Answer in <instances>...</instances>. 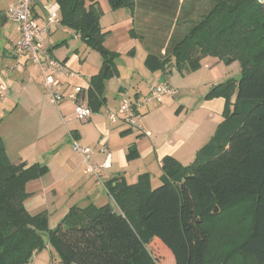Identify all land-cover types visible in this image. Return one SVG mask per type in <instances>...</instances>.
<instances>
[{
	"label": "trees",
	"instance_id": "16d2710c",
	"mask_svg": "<svg viewBox=\"0 0 264 264\" xmlns=\"http://www.w3.org/2000/svg\"><path fill=\"white\" fill-rule=\"evenodd\" d=\"M108 1L112 10L135 4ZM56 2L61 25L93 48L102 46L107 32L97 0ZM207 55L225 64L239 61V78L206 95L224 96L229 106L234 92L231 111L190 163L164 157L158 185L150 184L147 173L135 183L124 177L106 181L116 208L73 206L51 229L48 212L29 214L23 204L26 183L47 167L12 163L0 136V264L28 263L45 247L43 234L59 264H159L164 258L170 264H264V4L214 0L200 19L170 37L164 53L149 50L144 65L152 72L170 66L195 71ZM116 56L106 49V70L90 77L91 110L104 100ZM138 156L135 146L128 147L127 160Z\"/></svg>",
	"mask_w": 264,
	"mask_h": 264
},
{
	"label": "crops",
	"instance_id": "0c3cea01",
	"mask_svg": "<svg viewBox=\"0 0 264 264\" xmlns=\"http://www.w3.org/2000/svg\"><path fill=\"white\" fill-rule=\"evenodd\" d=\"M14 1L0 0V82L4 80L7 85L0 103V136L12 163H37L47 167L44 175L26 183L28 196L23 204L29 214L48 212L51 229L73 206L93 204L99 207L109 203L116 208L105 188L108 180L124 177L128 183H135L140 174L147 173L150 184L155 186L162 174L164 157L171 156L183 165L190 163L209 143L218 125L226 118V112L231 111L234 92L229 97V106L224 96L206 97L217 84L229 78H239L231 77L219 58L204 56L195 71H178L170 66L164 73L146 68L144 58L147 52L160 50L164 53L167 43L157 47L152 46V41L147 43L143 32L158 26L159 22L146 23L151 12L143 0H135L133 8L111 10L114 21L108 27L100 24L102 31L107 32L102 46L117 53L112 67L114 73L105 80L101 105L91 110L87 121L78 120L73 100L64 98L58 104L52 103L40 86L41 74L37 65L26 56L13 54L12 45L19 33L16 23L5 16V10ZM48 2L56 0L32 2L33 17L40 24L45 17L43 5ZM59 25L60 22L49 28L43 46L50 49L64 41L50 51L54 58L64 61L71 73L69 77H61L62 90L67 92L80 86L78 98L89 106L90 77L101 70L103 58L86 46L81 47L82 53L70 51L67 39L51 42L50 38L59 30ZM66 29L71 36L74 33L73 36L77 37L72 29ZM138 47L143 49L141 55H138ZM131 49L133 52L129 53ZM159 81H166L173 93L161 101L142 104L139 129L129 130L108 121V112L116 109L122 96H128L131 102L142 101L148 87ZM71 136L82 146L93 149L90 161L94 164L105 159L100 150L105 147L110 153L111 166L102 169L98 177L87 174L86 162L79 152L73 150ZM130 146L137 148L139 156L129 161L126 151ZM47 243L48 264H59ZM41 251L33 252L30 262L37 259Z\"/></svg>",
	"mask_w": 264,
	"mask_h": 264
},
{
	"label": "built area",
	"instance_id": "2783aa9c",
	"mask_svg": "<svg viewBox=\"0 0 264 264\" xmlns=\"http://www.w3.org/2000/svg\"><path fill=\"white\" fill-rule=\"evenodd\" d=\"M32 2L33 0H15L5 10V16L16 23L19 33L18 38L12 45V52L16 57H28L37 65L41 74L40 86L48 93L52 103L58 104L64 98L73 100L76 118L80 121H87L91 117L92 111L88 105L78 98L81 87L74 86L72 90L63 92L61 77H69L71 73L64 62L54 58L48 49L43 46L44 35L52 25H57L60 22L59 5L57 2L44 4L45 17L40 24L33 17ZM77 36L79 37V34ZM6 88V82L1 81L0 103ZM172 93L173 88L166 81H159L148 87L142 101L131 102L128 96H122L116 109L108 112L107 119L111 124L122 125L129 130L139 129V109L142 104L161 101L164 96ZM71 140L73 150L79 152L86 162L85 172L87 174L98 177L102 169L111 166L110 153L105 147L100 148L101 152L105 154V159L99 164H94L90 161L93 149L82 146L73 136H71Z\"/></svg>",
	"mask_w": 264,
	"mask_h": 264
},
{
	"label": "rangeland",
	"instance_id": "374dc122",
	"mask_svg": "<svg viewBox=\"0 0 264 264\" xmlns=\"http://www.w3.org/2000/svg\"><path fill=\"white\" fill-rule=\"evenodd\" d=\"M257 1L264 4V0ZM97 2H99L98 9L100 11V24L102 26L108 27L110 23L114 21V15L112 14V9L110 7L109 1L97 0ZM143 2L145 3V5L147 4L146 9L148 10V12H151V14L149 13V17L146 18V23L149 24V22H152L153 24H156V22H159L158 26L155 25L151 27V29L148 28L146 32H143V35L147 43H150L152 41L154 42V45L152 44V46L157 47L159 45L163 46L168 43L171 36L182 34V32L186 29L188 25L200 19V17L208 9L211 8L214 0H143ZM158 2L161 3L158 4ZM88 4L89 2H87V5ZM173 24L174 26L172 27ZM66 28L67 27H64L60 24L59 30L54 34L52 38H50V41L53 42L62 39H67L69 41L70 51L74 52L78 50L80 53H82L81 47L86 46L89 48V50H92L97 55L102 57V53L97 50V47L93 48L87 41L83 40L80 36L74 37V33L71 36ZM73 32L75 31L73 30ZM56 47L57 46L52 48ZM137 52L138 55H141V52H143L142 47H138ZM122 56L124 57L125 55ZM117 60L118 59L116 58V61ZM119 61H121V59ZM230 64L224 65L227 68L226 70L231 73V77H239L241 69L239 61L236 60L233 61L231 65ZM109 88H113V86L109 85ZM158 183L159 181L154 185H158ZM42 238L44 242L47 243V235L43 234ZM49 248L51 252H54L50 246ZM148 248L149 250L153 251L150 246H148ZM41 250L42 251L40 255H38L37 259L31 262L29 261L26 264H48L50 260V253L48 249L45 250V247H43ZM53 264H56V262H54ZM159 264H170V261L168 258H164V260L159 261Z\"/></svg>",
	"mask_w": 264,
	"mask_h": 264
},
{
	"label": "water",
	"instance_id": "95a60500",
	"mask_svg": "<svg viewBox=\"0 0 264 264\" xmlns=\"http://www.w3.org/2000/svg\"><path fill=\"white\" fill-rule=\"evenodd\" d=\"M97 50L100 52V53H105L106 52V49L103 47V46H97ZM104 70H106V65H104ZM215 212L217 211V208H215L214 210Z\"/></svg>",
	"mask_w": 264,
	"mask_h": 264
}]
</instances>
